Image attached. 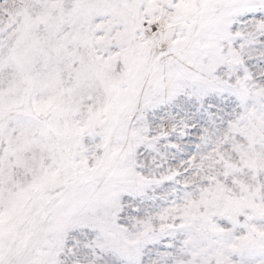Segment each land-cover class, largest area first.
<instances>
[{"label":"snow or ice","instance_id":"1","mask_svg":"<svg viewBox=\"0 0 264 264\" xmlns=\"http://www.w3.org/2000/svg\"><path fill=\"white\" fill-rule=\"evenodd\" d=\"M0 264H264V0H0Z\"/></svg>","mask_w":264,"mask_h":264}]
</instances>
